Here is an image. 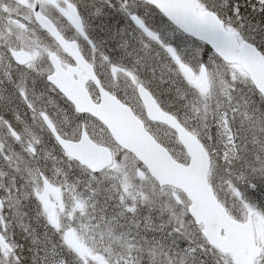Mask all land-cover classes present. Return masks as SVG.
I'll return each mask as SVG.
<instances>
[{"label": "snow or ice", "instance_id": "obj_1", "mask_svg": "<svg viewBox=\"0 0 264 264\" xmlns=\"http://www.w3.org/2000/svg\"><path fill=\"white\" fill-rule=\"evenodd\" d=\"M0 264H264V0H0Z\"/></svg>", "mask_w": 264, "mask_h": 264}]
</instances>
